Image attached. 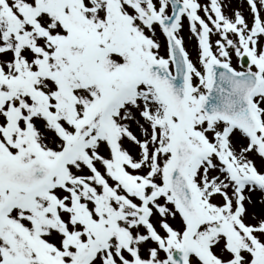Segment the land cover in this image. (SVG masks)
<instances>
[{"label":"snow or ice","instance_id":"6c2138e0","mask_svg":"<svg viewBox=\"0 0 264 264\" xmlns=\"http://www.w3.org/2000/svg\"><path fill=\"white\" fill-rule=\"evenodd\" d=\"M0 264H264V0H0Z\"/></svg>","mask_w":264,"mask_h":264},{"label":"rangeland","instance_id":"374dc122","mask_svg":"<svg viewBox=\"0 0 264 264\" xmlns=\"http://www.w3.org/2000/svg\"><path fill=\"white\" fill-rule=\"evenodd\" d=\"M193 43H194V42H193ZM193 43H190V44H189V51H190V52H193V55H194Z\"/></svg>","mask_w":264,"mask_h":264}]
</instances>
